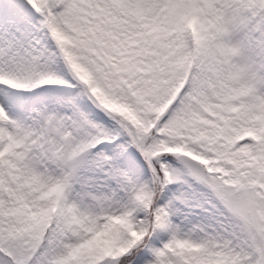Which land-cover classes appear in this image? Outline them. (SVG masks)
<instances>
[{"label":"snow or ice","instance_id":"1","mask_svg":"<svg viewBox=\"0 0 264 264\" xmlns=\"http://www.w3.org/2000/svg\"><path fill=\"white\" fill-rule=\"evenodd\" d=\"M0 264H264V0H0Z\"/></svg>","mask_w":264,"mask_h":264}]
</instances>
